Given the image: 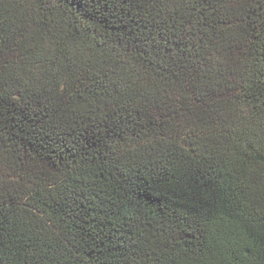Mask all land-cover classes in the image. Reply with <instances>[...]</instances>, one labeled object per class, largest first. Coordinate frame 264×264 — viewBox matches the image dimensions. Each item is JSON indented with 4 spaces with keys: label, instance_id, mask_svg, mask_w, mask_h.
<instances>
[{
    "label": "trees",
    "instance_id": "trees-1",
    "mask_svg": "<svg viewBox=\"0 0 264 264\" xmlns=\"http://www.w3.org/2000/svg\"><path fill=\"white\" fill-rule=\"evenodd\" d=\"M0 264H264V0H0Z\"/></svg>",
    "mask_w": 264,
    "mask_h": 264
}]
</instances>
